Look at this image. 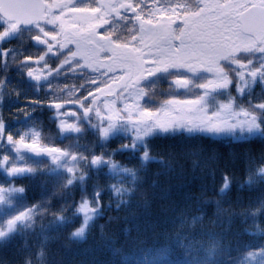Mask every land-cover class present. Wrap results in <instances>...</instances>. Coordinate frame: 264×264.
Listing matches in <instances>:
<instances>
[{
	"label": "snow or ice",
	"instance_id": "obj_1",
	"mask_svg": "<svg viewBox=\"0 0 264 264\" xmlns=\"http://www.w3.org/2000/svg\"><path fill=\"white\" fill-rule=\"evenodd\" d=\"M117 22L130 25L127 39L117 35ZM25 32L42 51L17 61L15 51L3 47V42ZM50 59L57 62L55 67ZM0 61L4 66L0 76V146L6 148L0 151V206L11 205L13 195L23 194L25 188L16 181L36 170L21 162L25 153L44 155L55 168L63 169L68 177L66 188L78 180L83 184L82 161L97 173L107 167L111 173L108 206L114 198L117 208L127 204L125 197H130L134 188L125 187L124 178L133 185L138 180L135 169L123 167L113 158L115 150L107 154L102 147L88 155L45 142L42 129L34 126L18 133L8 130L3 102L11 66H18L37 83L61 73L82 79L78 85L49 84L46 100L26 97L29 103L53 110L61 138L73 133L78 137L87 124L103 146L118 127L127 124L135 131L129 142L119 145L120 151H136L137 143L143 142L142 160L147 162L156 157L150 155L146 137L183 128L210 133L219 140L259 144L258 152L249 150L246 156L249 164L264 159V100L252 99L254 86L264 90V0H195L194 4L190 0H0ZM157 82H166L172 94L154 105L149 103L150 85ZM193 87L195 95L187 96ZM13 93L19 96V89L14 88ZM212 95L225 99L212 108L207 104ZM32 111L26 106L15 110L25 117ZM258 172L264 174V167ZM230 183L225 174L222 193ZM248 183L252 184L251 176ZM103 193L102 188H94L91 197L82 195L75 203L74 214L82 223L73 237H83L90 221L102 214ZM38 207L32 204L8 216L0 226V238L14 231L18 223L31 220ZM262 208L264 199L259 207L249 206L240 214L251 211L256 216ZM64 211L62 206L53 215L63 220ZM125 233L128 237L127 229ZM178 235L165 233L164 243L155 240L130 251L123 257L124 264H192ZM177 249L184 251L177 252L181 258L173 260ZM121 251L112 248L113 255ZM247 255L252 260L264 256V246Z\"/></svg>",
	"mask_w": 264,
	"mask_h": 264
},
{
	"label": "trees",
	"instance_id": "obj_2",
	"mask_svg": "<svg viewBox=\"0 0 264 264\" xmlns=\"http://www.w3.org/2000/svg\"><path fill=\"white\" fill-rule=\"evenodd\" d=\"M18 46L15 38L3 45L12 48L16 58ZM24 48H28V43ZM2 65L0 61V76L4 74ZM12 67L18 66L8 69L7 78L16 80L4 89L3 114L7 128L20 126L19 122L23 126L32 123L42 129L45 142L88 155L102 147L107 154L115 150L113 158L121 166L135 169L138 180L133 185L129 178H124V186L134 188L130 197H125L129 200L127 204L117 208L114 198L112 206H108L111 192L107 184L111 173L106 167L97 173L83 162V184L78 180L66 188L65 171L40 158L41 163L34 167L33 174L16 181L25 192L13 195L11 205L0 206V226H3L13 213L32 204L39 205L31 220L18 223L14 231L0 238V264H124L123 257L130 251L150 246L155 240L164 243L165 233L179 234L177 238L188 248L192 264H250L247 253L264 246V208L256 216L251 211L240 214L249 206L259 207L264 199V174L258 172L264 167V159L257 158L249 164L246 156L249 150L258 152L259 144L219 140L205 134H159L146 140L150 155L156 159L144 162L141 150L121 152L119 145L123 143L113 138L102 146L97 135L87 130L83 136L78 135L74 148V133L65 138L59 136L52 110L26 99L46 100L49 92H35L23 73L11 74ZM14 88L19 89V96L14 95ZM25 106L26 110L34 109L28 117L15 112ZM13 119L19 122H12ZM83 145L88 149L82 150ZM225 174L231 183L222 193ZM94 188L104 190L105 206L99 210L102 214L90 221L82 238H75L72 233L82 223L81 217L74 214L75 203L82 195L91 197ZM62 206L66 211L60 220L53 213ZM113 247L122 251L113 255ZM183 251L175 250L171 259H180L176 253ZM251 264L259 263L255 259Z\"/></svg>",
	"mask_w": 264,
	"mask_h": 264
},
{
	"label": "rangeland",
	"instance_id": "obj_3",
	"mask_svg": "<svg viewBox=\"0 0 264 264\" xmlns=\"http://www.w3.org/2000/svg\"><path fill=\"white\" fill-rule=\"evenodd\" d=\"M14 38L16 39V41L18 42V45H19L18 46L19 54L17 53V58H19V60H21L23 58V55L31 54L29 52L28 48H24V46H26V44L30 41V34L29 33L25 32L23 35L18 36V37H14ZM14 38H11L10 40H12ZM10 40H6L5 42H3V45L5 43H7L8 41H10ZM9 49H12V48H9ZM32 49L33 48H31L30 51ZM9 58L10 59L12 58L11 54H9L8 59ZM15 71H16L15 69H12L11 70V74L15 75V73H16ZM59 76H60L61 79H59ZM13 80L15 81L16 79H13ZM7 81H8V83H10L12 80L7 78ZM82 82H83L82 79L80 80L78 77H70L68 74L65 75V76L62 75V74H53L52 77L48 81H45V82L42 83L41 87L42 88H46L49 84H52V85L59 84L62 87L65 84H70V85L71 84H77L78 85V84H80ZM16 83H14L13 85L16 86ZM39 83H41V82H39ZM150 88L152 89L151 92H150V95L152 97V99L149 100L150 104L158 105L161 101H163L165 98H168L172 94V90L169 89L168 84L166 82H157L155 85H150ZM23 90H24V88H23ZM34 90L36 92V88H34ZM180 91L183 92V90H180ZM196 91L197 90L195 89V87H193L192 89L188 90L187 96L191 97V96L195 95ZM262 91H264V90H262L259 85L254 86V91H253V94H252L253 101L264 100V92H262ZM233 95H236L235 89L233 91ZM65 97H67V93L65 94ZM223 99H225V97L223 95H220V96L212 95V96H210L207 99V104H208V106L214 108L219 103V101H221ZM244 102H247V97L244 98ZM12 122H15L17 124V122H19V121L13 119ZM19 123H20L19 124L20 126L12 125V126H10L11 129H9V128H7V129L13 131L14 133H18V130H20V129H25V128L34 126L31 123H27L28 126H23V123H21V122H19ZM34 127H36V126H34ZM84 129L85 130L80 134V137L83 136L84 134H86L87 130L89 131V134H91V132L93 134L95 133V131L91 127H89L87 124H85ZM134 131H135L134 129H129L128 125L125 124L123 127H118L109 138L117 139L118 141H120L122 143H127V142L130 141L131 137L133 136ZM177 132H184V133H187V134H205V135H209V136L213 137V135L210 134V133H204V132H198V131L188 132V131H186L183 128L170 130L167 133H159L157 131V133H155L154 135L170 134V133H177ZM72 137H74V139H75V140L73 139L72 144H73L74 148H77V145H76L77 136H76V134L72 135ZM149 137H146L145 139L147 140ZM226 139H228V138H226ZM84 149H88V147L86 145H83L82 150H84ZM137 149L141 150L142 153H143V151H144V143L143 142H138L137 143ZM5 150H6V148L4 146H0V151H5ZM30 157L31 158H35V157H32L30 154H27V153L23 154V160L21 162L22 163H27V164H29V165H31L33 167H36V166H38L41 163L40 160H39L40 158L31 159ZM47 160H49V159H47ZM49 164L52 165L50 163V161H49ZM82 165H83V161L80 164V168H81ZM52 167L55 168L54 165H52ZM55 169H57V168H55ZM57 170L64 171L63 169H57ZM75 238H82V237H75ZM255 259H257L259 264H264V256H257ZM252 261L253 260L249 257V263L250 264L252 263Z\"/></svg>",
	"mask_w": 264,
	"mask_h": 264
},
{
	"label": "flooded vegetation",
	"instance_id": "obj_4",
	"mask_svg": "<svg viewBox=\"0 0 264 264\" xmlns=\"http://www.w3.org/2000/svg\"><path fill=\"white\" fill-rule=\"evenodd\" d=\"M190 2L194 4L195 0H190ZM129 28H130V25H128L124 22H117L115 25L117 35L120 36L121 38H124V39H127L128 36L130 35ZM37 54H39V52ZM50 60L55 61L54 59H50ZM233 91H234V89H233Z\"/></svg>",
	"mask_w": 264,
	"mask_h": 264
},
{
	"label": "water",
	"instance_id": "obj_5",
	"mask_svg": "<svg viewBox=\"0 0 264 264\" xmlns=\"http://www.w3.org/2000/svg\"><path fill=\"white\" fill-rule=\"evenodd\" d=\"M34 45H36V43L34 41H32ZM37 46V45H36ZM33 156H36V155H33ZM36 157H46L44 155H40V156H36Z\"/></svg>",
	"mask_w": 264,
	"mask_h": 264
}]
</instances>
